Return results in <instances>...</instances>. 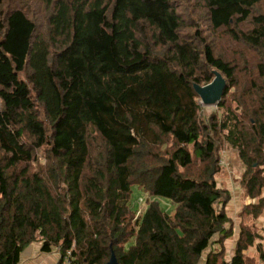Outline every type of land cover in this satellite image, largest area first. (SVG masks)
Masks as SVG:
<instances>
[{"label":"trees","instance_id":"1","mask_svg":"<svg viewBox=\"0 0 264 264\" xmlns=\"http://www.w3.org/2000/svg\"><path fill=\"white\" fill-rule=\"evenodd\" d=\"M261 219L264 0H0V264H264Z\"/></svg>","mask_w":264,"mask_h":264},{"label":"crops","instance_id":"2","mask_svg":"<svg viewBox=\"0 0 264 264\" xmlns=\"http://www.w3.org/2000/svg\"><path fill=\"white\" fill-rule=\"evenodd\" d=\"M221 182V179L219 180ZM226 184L228 187L231 188V193H232V198L230 203L228 204V213L231 216L237 217L238 213L240 212L241 209V204L240 206L235 209V203H236V198L238 195H234L233 194V187L230 184L229 181H226ZM238 189H235V191ZM239 192L241 190H238ZM242 197V193L240 195V198ZM238 222V220H237ZM259 228L257 229V233L259 236L264 237V219H261L259 224H258ZM239 233H240V228H236V234L235 236L231 239L228 240L226 242V251H227V256L226 259L227 260H231L232 257L234 256L236 247H237V240L239 237ZM260 246L264 247V239H256L254 245L252 246L251 249H249L246 252L247 256H252L254 258H256L259 261V252H258V248ZM59 252L58 250L55 248L53 249L51 252L46 253L42 251V243L41 242H37L32 244L29 248H27L22 256L21 262L20 264H60V257H59ZM258 264H262L261 262H259Z\"/></svg>","mask_w":264,"mask_h":264},{"label":"rangeland","instance_id":"3","mask_svg":"<svg viewBox=\"0 0 264 264\" xmlns=\"http://www.w3.org/2000/svg\"><path fill=\"white\" fill-rule=\"evenodd\" d=\"M202 108H204V110H203L204 115L208 114L214 110H217V106H203L202 105ZM237 164H238V162H237L235 153L228 152V151H222V163H221V165H223L225 167V173H224L223 177L221 178V181H222V183L224 182L225 184H226V181H229L230 184L232 185L233 189H234L233 194L238 195L236 198L235 209H236V207L238 208L240 206V204L242 206L244 203L242 197L240 198L241 191L239 192L238 191L239 189L235 191V189H237L236 184H235V180L239 177V174L235 170H233L231 168V166L237 165ZM226 187L231 190V188L228 187L227 184H226ZM134 196H135V198H138L137 188H134ZM146 200H147V198H144L141 195L138 198L136 203L139 205L141 210H145ZM246 201L249 202V200H246Z\"/></svg>","mask_w":264,"mask_h":264},{"label":"water","instance_id":"4","mask_svg":"<svg viewBox=\"0 0 264 264\" xmlns=\"http://www.w3.org/2000/svg\"><path fill=\"white\" fill-rule=\"evenodd\" d=\"M212 73L215 75V78L210 84L203 87L195 85V89L200 96V104L203 106H218L226 88V80L223 76L217 71H212ZM108 264H117L114 255Z\"/></svg>","mask_w":264,"mask_h":264},{"label":"built area","instance_id":"5","mask_svg":"<svg viewBox=\"0 0 264 264\" xmlns=\"http://www.w3.org/2000/svg\"><path fill=\"white\" fill-rule=\"evenodd\" d=\"M222 163V162H221ZM74 246H72V248L68 251H66L65 254L62 255V253L60 251L59 252V257H60V264H73V258H72V249H74ZM227 264H230L229 262H227Z\"/></svg>","mask_w":264,"mask_h":264}]
</instances>
